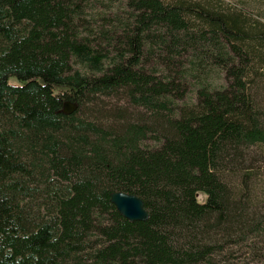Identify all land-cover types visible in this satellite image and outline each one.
<instances>
[{
    "label": "trees",
    "instance_id": "obj_1",
    "mask_svg": "<svg viewBox=\"0 0 264 264\" xmlns=\"http://www.w3.org/2000/svg\"><path fill=\"white\" fill-rule=\"evenodd\" d=\"M93 1L0 0V264H232L253 242L261 254L264 24L182 0ZM114 95L138 116L93 117ZM115 191L149 218L121 215Z\"/></svg>",
    "mask_w": 264,
    "mask_h": 264
},
{
    "label": "rangeland",
    "instance_id": "obj_2",
    "mask_svg": "<svg viewBox=\"0 0 264 264\" xmlns=\"http://www.w3.org/2000/svg\"><path fill=\"white\" fill-rule=\"evenodd\" d=\"M103 1H108V0H103ZM186 1L190 4H209L212 5L213 7L221 8V9H235L238 11L244 12L247 17L250 18L253 22L256 21L260 24H264V0H182ZM98 3L96 0L92 2V7H97ZM119 4L116 3L115 7H118ZM91 12H94L96 10H92L90 8ZM117 11V10H116ZM121 13L122 11H119ZM124 17H127V14H123ZM158 62L155 60H152L151 64L147 65L150 69H152ZM213 82L219 81L220 83L227 84L228 79L225 76H221V73L216 70L213 73L212 79ZM190 82H184L186 83L184 86L185 90V99L186 101H190L196 97L195 94V84L192 80H189ZM259 84L260 87H264V66L261 68L260 76H259ZM9 83L10 84H15L17 83V79L15 76H11L9 78ZM259 87V89H260ZM264 92V91H263ZM102 103V108L106 109L102 112H96L93 113V117H111L114 113L118 111L119 108H129L131 111V115L133 117L138 116L137 114L140 113L139 109H133L131 108L127 102H125V99L121 98V96H110V97H103L101 99ZM128 110V109H127ZM264 150V147H259L255 149V161L260 165V171L259 175L257 178V184H256V193L258 194V200L259 202H264V163L261 162L260 159H262L261 150ZM199 200L205 199V194H199L198 195ZM251 242V241H250ZM249 242V243H250ZM249 243L247 245H249ZM259 247H264V242H258ZM258 246V245H257ZM254 242L249 246V247H242L240 249L239 247L234 248L233 250L235 251V256L234 259L232 260V264H264V250L262 251L261 254L258 252L256 253L254 251Z\"/></svg>",
    "mask_w": 264,
    "mask_h": 264
},
{
    "label": "water",
    "instance_id": "obj_3",
    "mask_svg": "<svg viewBox=\"0 0 264 264\" xmlns=\"http://www.w3.org/2000/svg\"><path fill=\"white\" fill-rule=\"evenodd\" d=\"M75 109L76 105L71 102L64 104L65 113L70 114ZM110 200L117 207L121 215L130 221H145L149 218L144 201L135 194L115 191L111 194Z\"/></svg>",
    "mask_w": 264,
    "mask_h": 264
}]
</instances>
